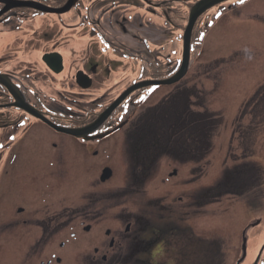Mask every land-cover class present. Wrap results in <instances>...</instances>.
I'll use <instances>...</instances> for the list:
<instances>
[{"label": "flooded vegetation", "instance_id": "flooded-vegetation-1", "mask_svg": "<svg viewBox=\"0 0 264 264\" xmlns=\"http://www.w3.org/2000/svg\"><path fill=\"white\" fill-rule=\"evenodd\" d=\"M9 1L68 8L2 13ZM149 1L0 0V75L18 96L0 84V264H264V81L238 95L229 135H217L226 119L208 96L220 77L193 47L200 21L239 0L198 17L187 71L172 83L188 8L180 15L177 1L157 0L149 11ZM222 17L214 14L216 28ZM147 81L159 84L108 112ZM216 206L234 210L232 245L214 232Z\"/></svg>", "mask_w": 264, "mask_h": 264}, {"label": "rangeland", "instance_id": "rangeland-1", "mask_svg": "<svg viewBox=\"0 0 264 264\" xmlns=\"http://www.w3.org/2000/svg\"><path fill=\"white\" fill-rule=\"evenodd\" d=\"M176 1L180 3L178 10L180 15H186L187 8L185 10V0H171V2L168 3V6H170L171 3L173 6ZM149 4H151V6H149V11H152L154 8H160L157 0H150ZM226 5L224 4V6L212 9L205 16V19L200 21L202 27L196 32V36L199 31L207 30L210 32V36L212 35L209 43H202V41L199 38H196V36L193 41L195 42L193 43L194 52L196 51L197 53L198 49H203L201 57L198 58L199 61L202 60L209 63L207 68L215 74L213 77H216V75L220 77L219 82L221 83L216 87L217 94L212 95L211 97L208 96L209 104L212 109L220 110L216 111L220 115L222 114L226 119L217 135H223L226 130H228L229 135L231 125L227 124V121L229 120V118H227L228 112L237 109L234 106L237 105L238 102H241L238 95L240 94L241 98L246 93H251L257 87L259 82L264 81V0H244V3L235 1L230 3V9L225 11ZM231 5L234 9L231 8ZM120 9H123V7ZM137 9H139L137 10L139 13H142L143 10H145L143 5L139 6ZM97 11H99V9ZM124 12L123 9L122 13ZM171 12L174 15V18H176L177 11L172 10ZM217 12L223 15L222 22L218 28L214 26L216 20L213 19L214 14ZM132 13H134V11ZM95 14L101 15L103 12L100 11ZM179 20L180 19L177 18V24H179ZM208 20H211V25L207 27L206 22ZM124 26H126V24ZM174 28L175 30L177 29L176 27ZM175 32V35L181 34V31ZM116 33L111 32V36H117L118 38L122 37L121 31ZM148 37L154 42V44L159 43V34L154 28L148 30ZM177 41V39H174L173 41L169 40L166 44H169L168 47H171L177 45ZM130 45L135 46V43L128 40L125 46H128L131 50L132 48ZM127 53L135 54L136 52L132 49L131 51H127ZM205 69H203V71H205ZM262 130V133L258 137L257 145L260 150V156L263 158L261 162L264 165L263 127ZM53 134L54 133H52V135ZM213 209V214L215 215L214 218L218 220L217 224L219 225L215 228L217 230L214 231L216 236L223 238L224 242L228 243V245H232L233 234L230 231L231 222L233 221L234 226L237 225L236 219H234V210L232 209L223 214L221 206H216ZM237 211L241 213V208H238ZM262 220L263 223L262 221L259 222L260 225L262 223L259 231L261 234H264V219ZM6 245L7 247H11V244L8 242H6Z\"/></svg>", "mask_w": 264, "mask_h": 264}, {"label": "water", "instance_id": "water-1", "mask_svg": "<svg viewBox=\"0 0 264 264\" xmlns=\"http://www.w3.org/2000/svg\"><path fill=\"white\" fill-rule=\"evenodd\" d=\"M227 0H200L198 3H196L191 11H190V16H189V21H188V26L186 28V32H185V36H184V61L182 63L181 69L179 70L178 74L176 76H174L172 79L166 81L165 83H172L174 81H177L186 71H187V67H188V56H189V40H190V36H191V31H192V27L194 22L196 21V19L204 12L206 11L208 8H211L212 6L219 4L221 2H224ZM17 4V3H16ZM15 6H32L35 8H41L42 10H46L43 7L40 6H36L33 3H23V5H11L10 7H15ZM68 8V7H67ZM66 8V9H67ZM65 9V10H66ZM62 10H58L57 12H62ZM6 76H0V83L5 85L8 89V91L14 96L16 97V99L18 98L17 94L15 93V88L11 85L10 81L8 80V78L6 79ZM159 82H146L143 83L142 85H139V87L142 86H146L149 84H158ZM136 88V87H134ZM132 90V89H131ZM131 90H128L124 95H122L114 104L113 106L109 109L111 110L112 108H114L119 102H121V100H123L130 92ZM22 102H18L17 105L22 106V108H25L26 110H28L27 107H25L24 105H22ZM32 112V111H29ZM34 113V111L32 112ZM40 117V116H39ZM68 132H73V131H69V130H65Z\"/></svg>", "mask_w": 264, "mask_h": 264}, {"label": "snow or ice", "instance_id": "snow-or-ice-1", "mask_svg": "<svg viewBox=\"0 0 264 264\" xmlns=\"http://www.w3.org/2000/svg\"><path fill=\"white\" fill-rule=\"evenodd\" d=\"M240 3H244V0H239ZM0 147H3V145H0Z\"/></svg>", "mask_w": 264, "mask_h": 264}, {"label": "bare ground", "instance_id": "bare-ground-1", "mask_svg": "<svg viewBox=\"0 0 264 264\" xmlns=\"http://www.w3.org/2000/svg\"><path fill=\"white\" fill-rule=\"evenodd\" d=\"M189 16H190V14H189ZM188 21H189V19H188ZM195 23H196V21L194 22L193 27H194ZM193 27H192V28H193Z\"/></svg>", "mask_w": 264, "mask_h": 264}]
</instances>
